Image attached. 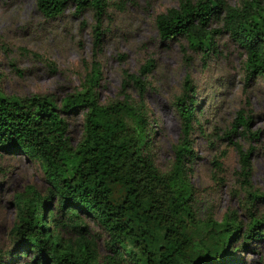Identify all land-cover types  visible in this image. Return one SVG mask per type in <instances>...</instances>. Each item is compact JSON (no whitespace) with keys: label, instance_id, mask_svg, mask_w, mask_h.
I'll use <instances>...</instances> for the list:
<instances>
[{"label":"trees","instance_id":"16d2710c","mask_svg":"<svg viewBox=\"0 0 264 264\" xmlns=\"http://www.w3.org/2000/svg\"><path fill=\"white\" fill-rule=\"evenodd\" d=\"M35 1L50 18L70 4L76 14L92 8L96 41L103 33L107 0ZM214 21L221 26L212 25ZM154 23L162 39L182 34L191 48L204 54L216 49V34L227 31L245 50L249 74L264 78V0H179L157 12ZM152 65L148 59L138 72L124 68L120 96L106 102L97 90V60L80 87L59 102L48 93L17 95L0 88V152L37 160L47 182L45 190L27 183L14 193L12 245L0 247V264L16 263L27 254L28 264H236L241 246L264 237V212L257 207V200L264 201V189L253 188L251 182L255 147L230 137L257 136L249 116L239 109L227 132L238 150L236 176L248 199L245 215L232 207L220 219L212 213L200 218L188 173L196 89L186 74L185 91L176 100L182 137L174 145L170 167L161 169L151 151L142 77ZM131 82L138 97L128 91ZM79 112L82 133L73 143L68 117ZM90 219L105 233L101 259ZM199 224L203 228L197 229Z\"/></svg>","mask_w":264,"mask_h":264},{"label":"rangeland","instance_id":"374dc122","mask_svg":"<svg viewBox=\"0 0 264 264\" xmlns=\"http://www.w3.org/2000/svg\"><path fill=\"white\" fill-rule=\"evenodd\" d=\"M107 2L103 33L96 41L92 8L76 14L70 4L63 14L50 18L41 13L35 0H0V88L17 95L48 93L59 102L64 94L80 87L92 61L97 60L100 65L97 90L100 101L106 102L120 96L124 68L138 72L141 64L152 59L151 69L142 75L151 121V151L157 165L167 169L174 158V145L182 137V118L176 100L185 91L184 78L189 74L198 98L189 135L193 155L188 172L198 216L204 218L212 213L220 219L233 207L244 217L248 199L236 176L238 150L229 138L243 146L255 147L251 155V182L253 188L263 190L264 78L249 74L245 50L227 31L216 34V49L207 54L191 48L182 34L162 39L155 27V14L178 5L179 0ZM212 25L221 23L214 21ZM128 91L138 97L133 82ZM239 109L249 116L251 130H258L256 137L227 135ZM68 119L69 134L75 143L82 133L83 113L70 114ZM27 183L46 189L39 162L24 154L0 152L2 249L12 245L14 193ZM257 202L264 212V201ZM89 226L97 238L101 259L106 252L105 233L94 219L89 220ZM203 226L199 224L196 228ZM236 253L240 256L236 264H264V237L249 241ZM27 256L21 255L16 263L9 264H28Z\"/></svg>","mask_w":264,"mask_h":264}]
</instances>
